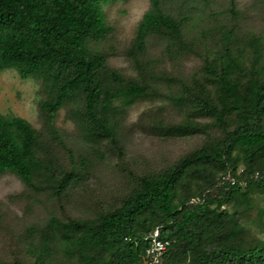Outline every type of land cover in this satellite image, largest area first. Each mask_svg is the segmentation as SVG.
<instances>
[{
    "label": "trees",
    "instance_id": "1",
    "mask_svg": "<svg viewBox=\"0 0 264 264\" xmlns=\"http://www.w3.org/2000/svg\"><path fill=\"white\" fill-rule=\"evenodd\" d=\"M126 0H0V74L17 70L23 80L42 79L50 89L43 103L51 131L59 112L82 106V117L95 139L107 140L124 155L116 121L117 104L130 107L153 93L108 65L96 49L112 33L105 5ZM140 22L134 57L147 48L150 36L184 44V22L164 6L174 1L150 0ZM238 15V0H230ZM194 93L202 117L226 137L181 159L164 172L140 178L138 188L122 204L95 219L54 217L33 264H55V247L75 264H145L150 243L159 231L172 246L163 264H264V238L245 240L225 207L237 197L264 198V39L225 34ZM177 106L187 100L170 96ZM234 119L232 123L231 120ZM195 123L173 127L170 136H188ZM12 173L28 187L50 178L61 202L76 173L57 174L41 156L40 138L25 119L0 113V174ZM232 180L236 182L232 184ZM254 227L264 235V208ZM23 264L16 260L12 263Z\"/></svg>",
    "mask_w": 264,
    "mask_h": 264
},
{
    "label": "rangeland",
    "instance_id": "2",
    "mask_svg": "<svg viewBox=\"0 0 264 264\" xmlns=\"http://www.w3.org/2000/svg\"><path fill=\"white\" fill-rule=\"evenodd\" d=\"M150 0H126L105 5L112 33L96 49L108 58L110 68L129 80L152 88L150 96L130 107L117 104L116 121L124 155L107 140L93 137L82 117V106L63 108L55 121L60 137L51 131L43 103L50 99L49 85L42 79L23 80L17 70L0 74V113L27 120L38 132L41 156L57 174L74 172L76 178L59 202L50 178L38 189L26 186L12 173L0 174V262L33 264V246H39L51 220L95 219L119 207L137 188L141 177L159 174L226 135L214 120L202 117L194 93L196 79L204 76L223 38L233 31L236 38L264 39V0H238L239 14L230 12V0L174 1L164 9L184 22V44L153 35L147 48L134 57L140 22L151 9ZM177 96L187 101L177 106ZM234 122V119L231 120ZM195 123L198 131L188 136H170L173 127ZM264 198L239 196L225 207L247 241L264 238L253 225ZM55 264H75L55 247Z\"/></svg>",
    "mask_w": 264,
    "mask_h": 264
},
{
    "label": "built area",
    "instance_id": "3",
    "mask_svg": "<svg viewBox=\"0 0 264 264\" xmlns=\"http://www.w3.org/2000/svg\"><path fill=\"white\" fill-rule=\"evenodd\" d=\"M232 184L235 185L236 182L232 180ZM147 240L150 243V247L147 252L145 264H163L164 258L172 246V242L162 239L159 231L151 234Z\"/></svg>",
    "mask_w": 264,
    "mask_h": 264
}]
</instances>
